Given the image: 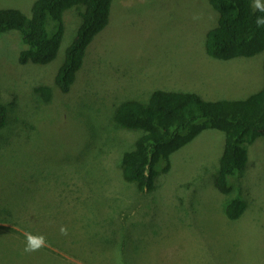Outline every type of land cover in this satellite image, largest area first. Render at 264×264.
Wrapping results in <instances>:
<instances>
[{"label": "rangeland", "instance_id": "1", "mask_svg": "<svg viewBox=\"0 0 264 264\" xmlns=\"http://www.w3.org/2000/svg\"><path fill=\"white\" fill-rule=\"evenodd\" d=\"M33 1L0 0V8L29 15ZM78 10L63 13L46 64L19 63V33H0V264H264V136L248 146L228 193L214 180L225 136L210 128L175 150L166 172L157 168L148 192L122 177V151L138 132L113 120L122 100L155 89L245 98L264 84L262 54H208L205 35L217 19L208 0H112L108 24L61 92L54 75ZM39 86L51 87L47 102ZM233 198L245 209L230 220L222 209ZM25 232L45 246L26 252Z\"/></svg>", "mask_w": 264, "mask_h": 264}, {"label": "trees", "instance_id": "2", "mask_svg": "<svg viewBox=\"0 0 264 264\" xmlns=\"http://www.w3.org/2000/svg\"><path fill=\"white\" fill-rule=\"evenodd\" d=\"M208 2L217 19L205 35L206 52L221 60L260 53L264 68V25L256 24L264 12L257 11L252 0ZM111 4L112 0H34L29 15L18 8H0V33H19L23 43L18 51L19 63L46 64L59 49L65 31L63 13L71 7L79 8L75 34L54 75L56 87L67 92L83 64L88 45L108 24ZM49 91L52 93L50 86L37 88L46 102ZM5 110L0 102V125L6 120ZM113 120L117 128L138 132L132 146L122 151L121 171L125 181L148 192L155 187L157 168L166 172L175 150L205 129L222 131L224 146L214 180L220 191L228 193L229 178L244 170L248 146L264 136V84L241 99L207 100L195 92L155 89L146 100H122ZM244 209L245 203L233 198L223 204L222 210L232 220Z\"/></svg>", "mask_w": 264, "mask_h": 264}, {"label": "clouds", "instance_id": "3", "mask_svg": "<svg viewBox=\"0 0 264 264\" xmlns=\"http://www.w3.org/2000/svg\"><path fill=\"white\" fill-rule=\"evenodd\" d=\"M253 7L257 11L264 12V4H262L260 2V0H254ZM256 24H257L258 27L264 25V17H258L256 19ZM247 157H248V152H247ZM246 165H247V162H246ZM246 165H245V167H246ZM60 232L62 234L66 235L67 234V229L62 226L61 229H60ZM24 235H25V238H26V241H27L25 249H24L26 252L37 251L40 248L45 246V243H46L45 242V238L42 235H33V234L29 233V232H25Z\"/></svg>", "mask_w": 264, "mask_h": 264}]
</instances>
